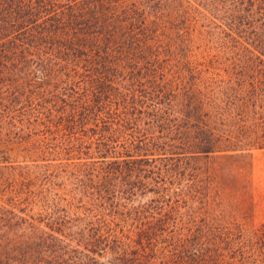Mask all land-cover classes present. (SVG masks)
Instances as JSON below:
<instances>
[{"label":"trees","instance_id":"16d2710c","mask_svg":"<svg viewBox=\"0 0 264 264\" xmlns=\"http://www.w3.org/2000/svg\"><path fill=\"white\" fill-rule=\"evenodd\" d=\"M153 1L0 0V264L68 263L54 249L67 241H99L89 252L111 250L114 264H264V226L200 207L184 179L201 155L253 168L264 143L237 114L235 154L220 146L216 119L229 118L204 110L192 84L175 87ZM193 1L264 64V0ZM30 135L67 164L13 161L9 145Z\"/></svg>","mask_w":264,"mask_h":264},{"label":"rangeland","instance_id":"374dc122","mask_svg":"<svg viewBox=\"0 0 264 264\" xmlns=\"http://www.w3.org/2000/svg\"><path fill=\"white\" fill-rule=\"evenodd\" d=\"M161 18L169 29L160 35V41L163 42L160 50L164 55L171 56L170 69L175 73V87L192 84L200 91V98L206 101L204 110L213 109L215 117H221L222 114L229 118L227 126H222L216 119V133L220 131L223 136L226 131L225 138L231 140L229 143L228 139H222L220 146L223 149L229 147L230 150L237 147V141L234 140L239 136L236 125L240 116L237 114L248 119L247 126H251L255 136L259 137L254 139L264 143V64L248 60L246 53L231 39L229 30L222 27L210 10L203 8V4L198 5L193 0H164ZM163 65L166 66V63ZM254 89L255 95L252 92L246 95L248 97L240 94ZM212 102L213 107L210 108ZM227 113L233 116L229 117ZM30 136L27 140L23 139L22 144L9 145L13 161L43 165L44 159H60L56 162L67 164L66 153L52 154L46 153V150L43 153L39 150L41 141V145L36 144L34 141L37 137ZM232 150L229 153L234 155ZM252 153L253 168L248 166L245 158H223L222 153L201 155L192 161L196 171L191 172L190 166H187L184 179L187 189L194 183L200 207L208 202L214 213H224L227 219L235 220L248 229H258L264 226V149L253 148ZM68 177L72 178L73 175ZM201 211L204 213L205 210ZM125 243L130 246H124L123 249H135L132 241ZM98 245L103 244L99 241H67L63 245L55 244L54 249L67 253L68 263L64 264L116 263L117 256L111 250L104 252L102 258L89 252ZM106 247L110 249L111 244ZM84 254L90 257L86 258Z\"/></svg>","mask_w":264,"mask_h":264}]
</instances>
